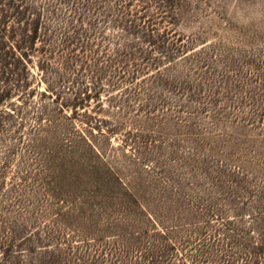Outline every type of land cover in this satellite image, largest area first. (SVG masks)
I'll list each match as a JSON object with an SVG mask.
<instances>
[{
	"label": "rangeland",
	"instance_id": "374dc122",
	"mask_svg": "<svg viewBox=\"0 0 264 264\" xmlns=\"http://www.w3.org/2000/svg\"><path fill=\"white\" fill-rule=\"evenodd\" d=\"M5 14L0 264H264V0Z\"/></svg>",
	"mask_w": 264,
	"mask_h": 264
},
{
	"label": "trees",
	"instance_id": "16d2710c",
	"mask_svg": "<svg viewBox=\"0 0 264 264\" xmlns=\"http://www.w3.org/2000/svg\"><path fill=\"white\" fill-rule=\"evenodd\" d=\"M13 6H14V3H13ZM18 12V14H20L21 12L18 10L17 11ZM6 13H8V12H6ZM22 14H24L25 15V13L24 12H22ZM16 18L17 19V14L16 15H12V14H5L4 15V17H3V20H1L0 22V39H2V38H6L7 37V34H6V32H8V30L10 29V27H9V25H8V22L10 21V19L11 18ZM8 18V19H7ZM9 20V21H8ZM19 21V20H18ZM39 23H41L40 22V20L38 19L36 22H35V24H34V28H33V30H32V33L31 34H28L29 33V30H28V32H27V30H25V34H27V36H28V42L30 43V45H28L27 44V46H20V47H18V46H10V44H6V42H4V39H3V41H2V46L4 45V44H6V46L5 47H7V48H11V47H13V50H11V52H16L15 50H18L19 51V54H20V56L22 57V58H24V57H26V55L28 56L30 53V51H32L33 49V42H34V39L36 38V36H37V34H38V31H39V26H38V24ZM24 30V29H23ZM25 43H27V42H25ZM23 47V48H22ZM26 47V51L25 52H21V49H24ZM15 49V50H14ZM29 49H30V51H29ZM16 54V53H15ZM119 62H122L123 63V60H118ZM49 153H47V155H48ZM170 261V260H169ZM169 261H167V264L169 263ZM161 264H166V262L165 261H163V262H161ZM170 264H176L175 262H170Z\"/></svg>",
	"mask_w": 264,
	"mask_h": 264
}]
</instances>
